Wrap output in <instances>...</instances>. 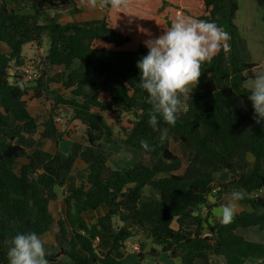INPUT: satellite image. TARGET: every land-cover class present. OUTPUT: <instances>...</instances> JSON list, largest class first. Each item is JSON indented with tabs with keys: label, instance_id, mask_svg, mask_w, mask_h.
Masks as SVG:
<instances>
[{
	"label": "trees",
	"instance_id": "16d2710c",
	"mask_svg": "<svg viewBox=\"0 0 264 264\" xmlns=\"http://www.w3.org/2000/svg\"><path fill=\"white\" fill-rule=\"evenodd\" d=\"M254 2L264 7V0ZM127 5L118 11L106 6L101 18L60 22L64 0H0V44L6 49L0 50V264H8L9 241L18 232L42 235L53 228L58 251L47 252L49 264H67L66 258L74 264H139L111 254L138 233L182 264H214V256L226 264L264 258V243L237 232L250 227L264 232V196L259 194L264 189V121L257 123L244 86L261 67L241 54L235 23L239 1L127 0ZM178 16L215 21L229 33L230 48L202 65L175 126L160 119L154 128L137 62L147 54L146 41L162 35ZM44 36L47 54L41 70L33 68L40 76L36 85L27 86L20 71L23 45L41 46ZM60 88H71L72 96L63 97ZM101 94L106 101L97 100ZM28 97L52 98L55 107L71 111L85 127V142H74L68 153L58 150L63 132L54 121L55 109L39 122L28 112ZM96 107L132 114L123 136L113 137L139 151L132 166L112 169L107 161L114 153L94 145L113 136ZM164 128L168 135L161 141ZM44 138L54 142V153L42 148ZM170 140L182 147L187 160L183 173H177L182 158L170 149ZM77 161L85 168L77 169ZM222 172L230 175L227 181H218ZM59 188L65 216L55 221L50 205ZM214 190L217 196L241 192L240 201L251 210L222 223L208 199ZM101 204L107 212L86 225L82 213ZM97 237L111 243L104 256L94 247ZM156 252L152 247L150 254Z\"/></svg>",
	"mask_w": 264,
	"mask_h": 264
},
{
	"label": "clouds",
	"instance_id": "9594fccd",
	"mask_svg": "<svg viewBox=\"0 0 264 264\" xmlns=\"http://www.w3.org/2000/svg\"><path fill=\"white\" fill-rule=\"evenodd\" d=\"M87 2L89 6L96 5V0ZM104 2L117 11L128 6L127 0ZM229 40V33L215 21L178 16L162 35L146 41L147 54L137 62L138 83L148 94V102L152 105L149 117L152 127L155 128L160 119L169 126H175L179 115L185 110V98H190L201 75L202 65L210 62L221 50L228 51ZM244 86L250 93L248 99L259 118L257 123L264 121V73L249 79ZM103 95L105 96L101 94L98 98ZM106 99L105 97L103 102ZM56 118L58 117L55 120ZM167 135L168 128H164L161 141ZM141 147L149 150V144L145 141H141ZM242 199L241 192L233 191L228 202L217 209L222 223L232 221L238 207L237 202ZM122 245L124 246V242ZM46 255L45 242L35 232H18L9 241L8 264H49Z\"/></svg>",
	"mask_w": 264,
	"mask_h": 264
},
{
	"label": "crops",
	"instance_id": "0c3cea01",
	"mask_svg": "<svg viewBox=\"0 0 264 264\" xmlns=\"http://www.w3.org/2000/svg\"><path fill=\"white\" fill-rule=\"evenodd\" d=\"M65 1V0H64ZM77 2V1H75ZM69 0L67 2L65 1L66 8H72L73 5ZM80 8L82 10L71 12L75 13L71 18L67 19V17L59 18L60 22H67V21H78V20H87V19H95V18H101L104 16L103 12L99 10V6L96 3L94 7L89 6L87 1H81ZM69 6V7H67ZM62 14V12H61ZM3 46L2 44H0ZM1 51H5V47L3 46V49L0 47ZM54 87L58 88V84H52ZM61 94L63 97H65V91L67 89L60 88ZM71 90V88H68ZM67 98V97H65ZM80 100V98H78ZM28 112L31 116L37 117L39 119V122H45L48 118L49 113V105L47 104V100L45 97L40 98H29L28 97ZM96 113L101 115L104 119V121L110 126L108 123L109 120H111L110 114L108 113L109 110L100 111L98 107L93 109ZM71 114V117L73 113L69 111ZM56 117V116H55ZM54 117V121L58 127V129L63 132V139L59 143L58 150H60L63 153H68L70 151L71 146L74 142H85V127L83 124H81L78 120L73 119L68 125H65L64 120L61 119L59 116V120L56 121ZM116 120V119H115ZM120 125V136L118 138H121L123 136V133L129 128H125V126L130 125V123H126L125 119H117ZM116 125L118 126V123L115 122L112 126L114 130H116ZM124 126V127H122ZM43 127H39L38 131H41ZM112 133H114L113 129L111 128ZM116 132V131H115ZM39 135L37 134V137ZM113 136H106L103 137L100 141L94 143L95 146L100 147L102 149H105L107 151H111L114 153V156L107 161V165L111 167L112 169H121L123 167H129L132 166L139 158L140 153L138 150L121 146L115 142H113ZM171 141V140H170ZM173 141V140H172ZM42 142V148L49 153H54L57 148L54 144V142L44 138L41 140ZM171 142H169L170 144ZM171 146V145H170ZM171 149V148H170ZM175 153V152H174ZM178 156H180L178 153H175ZM85 164L82 161L76 162L77 169L81 170L85 168ZM179 173V171L177 172ZM183 173V172H181ZM230 175L227 172H222L218 175L217 179L218 181H227L229 179ZM263 190V189H262ZM145 193H149L148 187H145L144 189ZM215 191L213 193L209 194L208 199L209 203H212L214 206L212 208L213 216H218L219 214L217 212V209L222 205L228 202V198L230 197L232 192L229 193H222L219 196L215 194ZM261 192V191H260ZM259 192V194H260ZM264 196V195H262ZM238 207L236 209V212H240L241 210H251V207L242 201H238ZM59 207V209H58ZM56 208V209H55ZM51 213L53 216V219L56 221L61 217L65 216V204L63 200V190L62 188L57 189V199L51 203L50 205ZM55 210H57L55 215ZM108 210V207L105 204H101L96 209H89L82 213V216L84 218V222L86 225H91L97 222L98 218L102 215H104ZM205 208H201V212L204 214ZM119 225L122 223L118 222ZM124 226H129V222H126ZM55 231L56 228L51 229L50 231L40 235L41 238L45 242V247L47 252L55 253L58 251V247L55 240ZM237 232L241 235H243L247 240L253 241V242H261L264 243V232L258 231L257 229L250 227V228H242L238 229ZM204 233H207L210 235V231L205 230ZM136 238H138L136 241L129 242V240H126V242L129 243H137L140 247L139 250L135 251L128 246H120L116 250L111 251L112 256L123 262V263H139L143 264V260L145 259L147 264H177V261H180V264H182L181 260L177 257H172L169 255L168 252L159 250V247L154 245L149 238H147L143 233H138L135 235ZM94 247L96 251L99 253L100 256H104L108 252H110L111 243L105 238V237H97L94 239ZM156 249V257L150 254L151 248ZM141 257V258H140ZM67 264H74L69 259L64 260ZM212 262L214 264H226L224 259L221 256H214L212 257ZM200 261H197V264H200ZM243 264H264V258H247Z\"/></svg>",
	"mask_w": 264,
	"mask_h": 264
},
{
	"label": "rangeland",
	"instance_id": "374dc122",
	"mask_svg": "<svg viewBox=\"0 0 264 264\" xmlns=\"http://www.w3.org/2000/svg\"><path fill=\"white\" fill-rule=\"evenodd\" d=\"M65 1L67 2V0ZM69 1L71 5H73V7L70 9L64 7L62 10V14L61 12L59 14L61 18L64 17H67V19L71 18L75 14L71 12V9H75L76 11L82 10V8H80V3L78 2L87 1V0H69ZM238 1H239V9L236 13L235 23L238 27L239 36L241 40V45H240L241 54L245 61L254 62L261 67V70L258 71V74L264 73V7H260L256 5L254 0H238ZM96 3L99 6V10L102 11L104 14L106 9L104 0H96ZM48 45L49 42L47 36L43 37V43L41 46H37L35 43L24 44L22 49L24 64L20 68V71L22 72L25 69H33V68L35 69L37 68L41 70V61L43 60V57L47 54ZM0 47L3 49V46L0 45ZM74 63L76 66L78 62H74ZM52 88L55 89V87ZM64 93H65V97L72 96V93L70 92L69 89H67ZM46 100H47V104L49 105V110L55 109L54 110L56 112L55 116L56 117L59 116L61 119H63L65 125H68L73 120L69 110H66L64 108L59 109L57 106L55 107L53 104L54 100L52 98H47ZM108 113L110 114V116L109 115L107 116L111 118V120H109L108 123L111 125V128L114 131L113 135L115 137H118L120 136L121 133H120V125L117 119H125V122L129 123L128 121L132 119V114L128 111H124L117 108L110 109ZM115 122L118 123V126L116 125V130H114L112 126ZM129 126L130 125H127L125 126V128H128ZM170 142H171L170 143L171 150L175 153H178L182 158V166L179 169V173H181L184 171L187 165V160L184 158L181 145L176 141L171 140ZM260 194L264 195V189L261 190ZM56 211L57 210H55V215L57 213ZM137 239L138 238L133 236L128 240L129 242H133L136 241ZM159 250H161L160 247ZM143 261H144L143 264H147L145 259Z\"/></svg>",
	"mask_w": 264,
	"mask_h": 264
},
{
	"label": "built area",
	"instance_id": "2783aa9c",
	"mask_svg": "<svg viewBox=\"0 0 264 264\" xmlns=\"http://www.w3.org/2000/svg\"><path fill=\"white\" fill-rule=\"evenodd\" d=\"M40 76V71L39 70H29V69H26L25 70V73L23 75V80L24 81H32V80H36L38 77ZM105 96H101L98 98L99 101L103 102ZM56 120L58 121L59 118H56ZM204 236H209L207 233H204L203 234ZM124 246L125 247H129L135 251L139 250L140 247L137 243H128V242H124Z\"/></svg>",
	"mask_w": 264,
	"mask_h": 264
},
{
	"label": "water",
	"instance_id": "95a60500",
	"mask_svg": "<svg viewBox=\"0 0 264 264\" xmlns=\"http://www.w3.org/2000/svg\"><path fill=\"white\" fill-rule=\"evenodd\" d=\"M10 72H11V74L13 73L12 71H10ZM8 80L12 82V77H9ZM35 84H36V81H29L26 83V85H30V86L35 85Z\"/></svg>",
	"mask_w": 264,
	"mask_h": 264
}]
</instances>
